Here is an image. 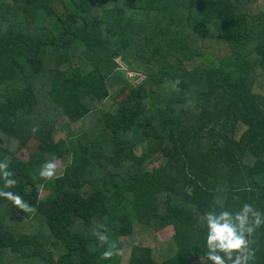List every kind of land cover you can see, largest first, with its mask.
Wrapping results in <instances>:
<instances>
[{
	"label": "trees",
	"instance_id": "16d2710c",
	"mask_svg": "<svg viewBox=\"0 0 264 264\" xmlns=\"http://www.w3.org/2000/svg\"><path fill=\"white\" fill-rule=\"evenodd\" d=\"M258 2L0 0V161L31 206L0 199V264H211L204 212H264ZM250 239L264 264V225Z\"/></svg>",
	"mask_w": 264,
	"mask_h": 264
},
{
	"label": "clouds",
	"instance_id": "9594fccd",
	"mask_svg": "<svg viewBox=\"0 0 264 264\" xmlns=\"http://www.w3.org/2000/svg\"><path fill=\"white\" fill-rule=\"evenodd\" d=\"M180 81L175 79L172 88L178 87ZM36 131L35 128L32 129ZM36 176L43 180L58 178L55 158L45 160L39 167ZM0 199L10 201L11 204L24 212L31 206L14 189L17 180L8 164L0 161ZM204 261L211 264H254L255 252L250 247L251 237L255 230L264 225V212L258 211L249 203H243L238 210H229L216 203L209 211L204 212ZM98 245L104 246L100 252L102 260L113 256H120L122 249L115 243L109 242L107 229L103 224L97 226L92 233Z\"/></svg>",
	"mask_w": 264,
	"mask_h": 264
},
{
	"label": "rangeland",
	"instance_id": "374dc122",
	"mask_svg": "<svg viewBox=\"0 0 264 264\" xmlns=\"http://www.w3.org/2000/svg\"><path fill=\"white\" fill-rule=\"evenodd\" d=\"M262 8H264V0H259V2L256 5H254V7H253L254 11H258V10H260ZM121 66H123V64H121ZM128 75H129L131 81L133 83H135V84L140 83L144 79V76L141 75V74L139 75V74H136V73H129ZM166 88H169V85H166L165 86V89ZM141 150H142V147H141ZM137 152L138 153L140 152V149L139 148L137 149ZM18 155L21 158H26V156H27L26 152L23 151V150L20 151L18 153ZM56 163H57V174H59L63 170V162L61 160H56ZM47 194H48V191L47 190H45V189H41L40 190V196L42 198H45L47 196ZM136 231L137 232H140L141 230L139 228H136ZM172 232H173L172 231V227H169V228H166L164 230H161L159 234H160L161 239L164 240V241H166L167 239H169L171 237Z\"/></svg>",
	"mask_w": 264,
	"mask_h": 264
}]
</instances>
